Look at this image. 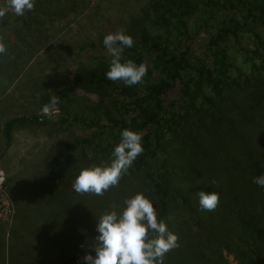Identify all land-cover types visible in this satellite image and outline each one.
Segmentation results:
<instances>
[{"label": "trees", "instance_id": "obj_1", "mask_svg": "<svg viewBox=\"0 0 264 264\" xmlns=\"http://www.w3.org/2000/svg\"><path fill=\"white\" fill-rule=\"evenodd\" d=\"M199 1L145 0L140 16L129 20L125 34L134 45L124 49L123 59L150 64L140 84L109 80L110 55L94 54L77 63L74 88L49 87L52 95H42L45 103L58 96L59 126L76 123L92 130L76 141L91 156L78 166L56 162L59 174L49 172L57 176H40L12 193L11 235L20 251L33 235L40 242L34 246L41 264H85L86 254L95 256L101 215L112 205L119 213L126 198L141 192L179 237V247L165 255L164 264H231L229 256L235 264H264V187L253 182L264 175V0ZM0 7H7V0H0ZM84 10L85 0H35L34 10L23 16L8 8L0 20L7 47L0 55V101L21 75V49L39 53L52 40L56 23ZM204 13L208 18L200 16ZM208 22L213 33L197 53L192 26ZM243 34L250 48L240 42ZM229 42L243 64L228 53ZM178 83L179 105L166 107L165 94ZM77 89L97 101L83 103ZM39 122V115L7 119L4 147H10L15 129ZM125 128L141 134L144 148L133 162L135 170H128L132 176H122L103 196L76 193L71 173L110 164ZM142 167L147 176L138 175ZM201 190L219 193L214 211L200 209L196 193ZM70 210L76 215L72 225ZM13 258L23 264L13 253L10 264Z\"/></svg>", "mask_w": 264, "mask_h": 264}, {"label": "rangeland", "instance_id": "obj_2", "mask_svg": "<svg viewBox=\"0 0 264 264\" xmlns=\"http://www.w3.org/2000/svg\"><path fill=\"white\" fill-rule=\"evenodd\" d=\"M199 3L203 4V0ZM144 4L145 0H85L84 12L70 15L56 23L52 40L42 51L33 52L32 47L21 49L17 57L21 75L11 83L0 101V126L7 119L18 116L39 115L41 122L31 128L15 129L9 148L4 147L0 134V261L3 264H10L8 257L12 253L19 256L23 264H41L34 246L40 242L36 241L35 236L26 237L27 240L20 246L21 251L13 243L11 230L14 228L15 208L12 193L15 195L23 191L40 176H57L53 175L54 172L59 174L58 168L54 166L56 162L78 166V161L84 157L88 160L91 156V151L86 147H77L76 141L90 135L92 130L76 123L67 127L59 126L57 120L62 114V105L50 107L46 113L43 108L50 102L45 103L42 95H52L49 87L74 88L73 72L77 63L94 54L109 56L103 44L104 36L121 29L125 32L129 20L140 16ZM200 16L208 18L205 13ZM208 23L192 26V45L197 53L203 52L207 38L213 33L211 23ZM261 32L264 37V31ZM240 42L245 47H251L247 34L241 36ZM227 48L234 62L243 64L242 57L235 52L230 42ZM145 63L150 65L147 60ZM77 94L83 103L88 104L87 99L97 101L94 94L78 89ZM179 100L178 83L165 94L164 104L166 107L179 105ZM66 112L71 113V110L66 109ZM130 168L135 170L133 164ZM51 169L54 170L52 174L49 172ZM77 172L76 169L71 174L77 176ZM138 175L147 176L145 168L142 167ZM123 176L132 175L127 173ZM69 213L71 221L68 223L72 225L73 221L76 222V215L74 210ZM25 229L29 233L31 227L26 226ZM228 258L231 264H235L230 256Z\"/></svg>", "mask_w": 264, "mask_h": 264}, {"label": "clouds", "instance_id": "obj_3", "mask_svg": "<svg viewBox=\"0 0 264 264\" xmlns=\"http://www.w3.org/2000/svg\"><path fill=\"white\" fill-rule=\"evenodd\" d=\"M35 0H7V7H0L2 20L10 7L16 16L34 10ZM0 36V55L6 54L7 47ZM103 44L111 57L106 76L109 80L122 81L125 86L138 85L147 73V67L137 66L133 60L123 59L125 48L134 45L133 38L121 29L104 36ZM59 102L54 95L50 104L43 108L49 112ZM120 142L114 147L110 164L83 168L76 176L72 188L78 194L103 196L111 187L119 184L123 175L128 173L136 158L144 151L142 136L127 128L121 131ZM253 182L264 187V175L254 177ZM213 183H215L213 181ZM199 206L204 211H214L220 202L219 193H196ZM125 207L119 213L112 210L101 215L96 231V244L92 247L95 256L86 254L85 264H164V257L179 247V237L171 232L164 220L158 219L153 203L143 193L124 200Z\"/></svg>", "mask_w": 264, "mask_h": 264}, {"label": "crops", "instance_id": "obj_4", "mask_svg": "<svg viewBox=\"0 0 264 264\" xmlns=\"http://www.w3.org/2000/svg\"><path fill=\"white\" fill-rule=\"evenodd\" d=\"M2 126L3 125L1 124V126H0V134H1V137H2V133H1L2 132Z\"/></svg>", "mask_w": 264, "mask_h": 264}]
</instances>
